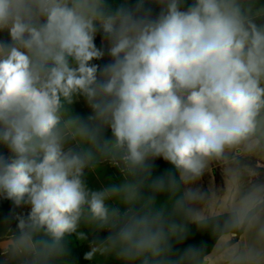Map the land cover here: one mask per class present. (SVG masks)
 Wrapping results in <instances>:
<instances>
[{
	"label": "clouds",
	"instance_id": "1",
	"mask_svg": "<svg viewBox=\"0 0 264 264\" xmlns=\"http://www.w3.org/2000/svg\"><path fill=\"white\" fill-rule=\"evenodd\" d=\"M241 149L264 152L262 0H0V199L18 221L0 250L16 264H75L82 227L85 261L193 264L200 249L176 246L206 227L189 207L203 193H177ZM105 163L123 179L90 189ZM228 224L261 246L232 264H264V184Z\"/></svg>",
	"mask_w": 264,
	"mask_h": 264
},
{
	"label": "crops",
	"instance_id": "2",
	"mask_svg": "<svg viewBox=\"0 0 264 264\" xmlns=\"http://www.w3.org/2000/svg\"><path fill=\"white\" fill-rule=\"evenodd\" d=\"M84 107L82 103L79 104ZM241 166L236 168L230 166L226 168L227 161H234V156L224 157L221 160L211 161L204 173L194 183L182 184L184 194H187L190 189H196L203 193V197L189 203V207L204 218L230 212L234 207H237L242 197L252 189L248 186L243 192L241 189L243 184H264V152H246ZM224 159L226 160L225 163ZM111 174V172H108ZM235 173V176L233 174ZM112 175V174H111ZM118 176V177H117ZM117 176L112 175L109 180L112 183H119L123 178L117 173ZM235 185V186H234ZM229 190V192L227 191ZM221 191L224 194H221ZM17 214L27 213L25 207L15 210ZM13 206L10 201L0 199V235L15 231V225L18 221L12 220ZM248 232L240 236L229 233L223 235L207 256L205 264H232V256L235 253L243 252L249 248L261 247L256 244L257 241H248ZM253 239L256 240V232ZM0 256L4 264H16L3 255L0 250Z\"/></svg>",
	"mask_w": 264,
	"mask_h": 264
},
{
	"label": "trees",
	"instance_id": "3",
	"mask_svg": "<svg viewBox=\"0 0 264 264\" xmlns=\"http://www.w3.org/2000/svg\"><path fill=\"white\" fill-rule=\"evenodd\" d=\"M96 43L98 46H100L101 44L100 40H97ZM155 163L158 165V167L154 169V173H153L154 176L161 175L169 170L170 166H167L166 162L157 160L155 161ZM182 194H184V191H183V186L181 185L180 192H178L177 195H182ZM159 198L160 199L166 198V194ZM26 211H28L27 208ZM231 212L232 211L204 218V223L206 224V227L204 228H198L195 223L189 222L190 235L188 239L183 244L177 245L176 247L182 250L188 245H196L197 248L200 249V255L196 257V259L193 261V264H205L207 256L211 253V251L217 244L218 240L223 235L233 233L236 234L237 236H240L244 233L245 229L242 228L236 229L229 226L228 222L230 220ZM106 235H107L106 231H102L99 233L101 239L105 238ZM92 239L93 237H91V240ZM89 242H85L83 244L78 243L76 247L70 248L71 259L75 261V264H91L92 260L85 261L83 259L84 252L90 250ZM0 264H4L1 256H0Z\"/></svg>",
	"mask_w": 264,
	"mask_h": 264
},
{
	"label": "rangeland",
	"instance_id": "4",
	"mask_svg": "<svg viewBox=\"0 0 264 264\" xmlns=\"http://www.w3.org/2000/svg\"><path fill=\"white\" fill-rule=\"evenodd\" d=\"M262 2H264V0H262ZM73 113L74 114H79L81 115L82 117H86L87 115L90 114V110L87 109L85 106L84 107H81L79 104L77 105H74L73 107ZM246 156V153H243L242 152V149L241 150H234V151H230V152H227L225 157H229V156H234V161H227L226 163H228L226 165V168H230V166H234L236 168L240 167L241 166V163H243V158L245 157L244 155ZM225 159H224V162L223 164L225 163ZM238 166V167H237ZM108 172H111L112 175H115L117 176V173H119V171L112 167L111 165H109L108 163H105L101 166V168L95 172V173H88L86 175V182L88 184V187L92 190H100L101 188H103L104 186H107L109 183H112L109 178L112 177L111 174H109ZM233 176H235V173L233 174ZM118 177V176H117ZM120 177L122 178V176L120 175ZM235 186V185H234ZM250 187L251 189H253L254 187V184H246L244 183L243 184V187L242 188H239L241 189L243 192L245 191L246 187ZM227 191L229 192V190L227 189ZM221 194H224L222 191H221ZM82 231H85L86 235H88L89 238V241L91 240V237L94 236V234L82 227L81 228ZM254 232L255 230H252V231H249L248 232V241L249 242H254L256 240L253 239V236H254ZM78 244V242H75L73 241L69 247L70 248H74L76 247V245ZM257 244V243H256ZM91 264H123V262H118V261H115L113 257H109L106 258L103 257V256H100V255H97L93 258Z\"/></svg>",
	"mask_w": 264,
	"mask_h": 264
}]
</instances>
